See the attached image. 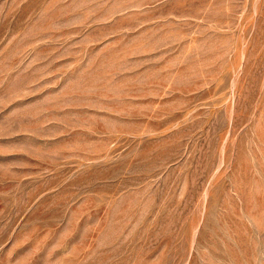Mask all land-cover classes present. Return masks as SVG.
<instances>
[{"label":"rangeland","instance_id":"rangeland-1","mask_svg":"<svg viewBox=\"0 0 264 264\" xmlns=\"http://www.w3.org/2000/svg\"><path fill=\"white\" fill-rule=\"evenodd\" d=\"M0 264H264V0H0Z\"/></svg>","mask_w":264,"mask_h":264}]
</instances>
